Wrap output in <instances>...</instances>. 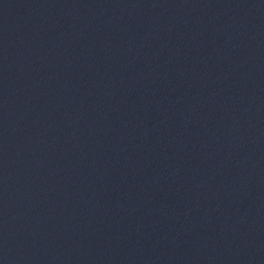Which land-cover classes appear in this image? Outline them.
<instances>
[{"label": "water", "instance_id": "95a60500", "mask_svg": "<svg viewBox=\"0 0 264 264\" xmlns=\"http://www.w3.org/2000/svg\"><path fill=\"white\" fill-rule=\"evenodd\" d=\"M0 264H264V0H0Z\"/></svg>", "mask_w": 264, "mask_h": 264}]
</instances>
